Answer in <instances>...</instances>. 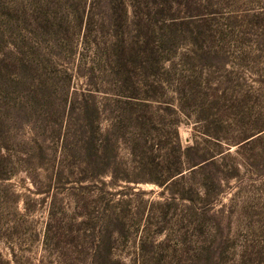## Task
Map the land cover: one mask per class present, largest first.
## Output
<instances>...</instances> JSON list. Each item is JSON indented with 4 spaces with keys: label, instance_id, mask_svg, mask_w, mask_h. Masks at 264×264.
<instances>
[{
    "label": "trees",
    "instance_id": "16d2710c",
    "mask_svg": "<svg viewBox=\"0 0 264 264\" xmlns=\"http://www.w3.org/2000/svg\"><path fill=\"white\" fill-rule=\"evenodd\" d=\"M68 1L71 71L56 70V60H45L24 47H13L22 72L14 84L22 87L20 106L26 112L31 132L39 133V122L33 115L39 113L42 104L63 109V140L68 138L71 116V171L64 164L68 158L66 146H61L62 164L52 170L42 166L25 170L38 186L35 192H46L50 199L42 238L44 250L48 253L59 246L60 262L64 254H69V264H227L224 254L230 236L224 223L229 216L214 207L222 202L227 185L244 165V149L264 134V113L260 112L254 121L259 126L228 142V146L224 147L222 137L208 131H202L201 141L195 136L183 145L179 131L182 117L193 116V109L199 112L195 114L201 122L202 114L210 116L211 102L217 104L225 99L226 89L221 87L223 79L213 85L203 75L213 62L219 66L214 47L200 43V34L192 30V47L183 48V32L177 29L173 16L181 0ZM59 4L66 7L68 3L59 0ZM97 8L101 9L99 26L108 25L113 31L104 43L105 55L100 54L101 44L92 45L88 38ZM228 64L224 58L222 67ZM258 74V90L236 94V101L246 99L254 105L252 97L264 91V75ZM81 77L86 81L78 84ZM218 107L221 110L233 105ZM164 116H169L170 121ZM212 143L220 149L211 150ZM232 146H237L235 154L230 150ZM123 149L129 159L122 155ZM14 164L8 147L0 146V180L16 174L11 167ZM135 169L158 174L156 180L164 188L165 197L161 205L181 200L197 214L195 225L200 238L195 249L185 250L183 243H173L169 234L159 238L165 232L163 227L150 234L154 207L146 211L142 225L132 221L125 196L129 188L126 182L132 181ZM42 170L48 174L46 189L36 181ZM76 173L81 178L71 182L70 187L65 185L63 199H59L60 193L48 189L64 178L73 179ZM16 197L20 199L21 195L16 193ZM65 200L71 204V219H65L64 208L57 209L58 203ZM16 227L17 224L12 228ZM34 235L40 238L37 230ZM179 252L183 262L177 261ZM11 255L9 261L0 264H25L14 248Z\"/></svg>",
    "mask_w": 264,
    "mask_h": 264
},
{
    "label": "rangeland",
    "instance_id": "374dc122",
    "mask_svg": "<svg viewBox=\"0 0 264 264\" xmlns=\"http://www.w3.org/2000/svg\"><path fill=\"white\" fill-rule=\"evenodd\" d=\"M63 2L68 3L66 7L61 6L59 0H0V127L3 131L0 146L8 147L15 162L11 167L16 173L8 180H0L2 263L12 258L13 248L25 264L29 261L35 264L71 263L69 254H64L63 262H60L59 246L48 250V253L44 250L42 238L48 221L50 199L46 197V192H35L38 186L25 171L33 166L52 170L58 163L62 164L61 146H66L68 158L64 164L71 171V116L68 120L69 135L63 140L60 134L61 127L63 131L66 125L65 122L61 125L63 109L57 105L48 107L42 104L39 113L33 115V119L39 122V133L31 132L26 112L20 106L22 87L14 84L22 72L13 53L15 45L24 47L36 57L56 60L53 66L56 70L71 71V1ZM180 3L174 8L173 16L177 19V29L183 32V48L192 47L195 36L190 32L192 30L196 35L200 34V43L214 47L213 55L219 66L213 62L211 66H206L203 75L213 85L223 79L221 87L226 89L225 99L217 104L211 102L210 116L202 114L205 119L202 117L201 122L197 121L199 118L195 114L199 112L193 109L190 111L193 116L182 117L180 136L183 145H187L193 137L199 138L203 135L202 131H208L214 137H222L225 147L228 142L238 140L240 135L259 126L254 121L260 112L264 113V91L260 96L256 92V96L252 97L254 105L246 99H239L242 102L235 100L238 99L236 94L258 90V73L264 75V0H181ZM100 13L101 9L97 8L88 38L92 45L100 43V54L105 55L104 43L113 31L108 25L99 26ZM92 51L89 54L94 57ZM100 58L98 61H101ZM224 58L229 63L227 67H222ZM53 67L49 66L48 69ZM85 81L81 77L77 82L83 84ZM220 105L233 107L220 110ZM207 106L210 107L209 102ZM164 118L167 121L171 119L169 116ZM210 148L218 150L220 146L212 143ZM236 148L232 146L230 149L233 154ZM122 155L130 158L125 149ZM243 155L244 165L227 185L222 202L214 210L222 209L229 216L224 223L230 236L224 254L226 263L264 264V134L244 149ZM72 161L75 164L76 161ZM226 161L232 162L230 159ZM84 168L82 164V171ZM41 172L36 181L40 188L46 189L48 181L45 176L48 174L43 170ZM72 177L51 184L48 189L52 193H60L58 197L63 199L66 186L70 187L71 182L77 183L81 178L77 173ZM131 177L132 181L126 182L129 188L126 189L125 199L133 214L132 221L142 225L146 211L154 207L150 234H156L163 227L165 232L159 234V238L169 234L171 241L183 243L185 250L195 249L200 238L198 226L195 225L197 214L188 208L185 201L160 204L165 197L164 188L156 180L158 174L142 173L140 169H135ZM16 193L21 195L20 199H17ZM63 208L67 213L65 219H71L72 209L68 200L62 201L61 205L58 203L57 209L61 211ZM16 224L17 227L13 229ZM36 230L40 233L39 239L35 238ZM63 249L65 251L64 245ZM127 250L133 249L122 248V251ZM180 253L177 261L183 262Z\"/></svg>",
    "mask_w": 264,
    "mask_h": 264
}]
</instances>
